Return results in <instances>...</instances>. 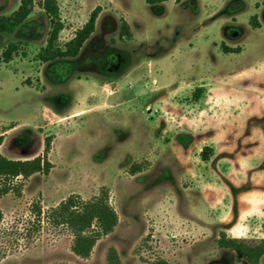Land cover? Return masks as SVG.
<instances>
[{
    "label": "rangeland",
    "instance_id": "rangeland-1",
    "mask_svg": "<svg viewBox=\"0 0 264 264\" xmlns=\"http://www.w3.org/2000/svg\"><path fill=\"white\" fill-rule=\"evenodd\" d=\"M42 1L14 32H0V57L17 46L0 61V154L34 158L50 136L54 166L0 198V264H109L111 248L122 264H248L219 247L225 232L213 222L217 203L244 190L240 158L249 186L264 174V0H57L60 48L102 8L79 55L58 62L39 56L56 23ZM19 5L0 0V13ZM123 20L131 39L120 38ZM115 50L128 54L117 77L100 69ZM103 188L118 223L84 259L69 228L45 214Z\"/></svg>",
    "mask_w": 264,
    "mask_h": 264
},
{
    "label": "trees",
    "instance_id": "trees-1",
    "mask_svg": "<svg viewBox=\"0 0 264 264\" xmlns=\"http://www.w3.org/2000/svg\"><path fill=\"white\" fill-rule=\"evenodd\" d=\"M168 0H150L149 3H162ZM35 0H20L19 7L9 15H0V32L12 33L20 27L34 11ZM40 6L46 14L56 20L51 37L43 54H39L44 61H65L79 55L86 41L96 30L97 19L102 10L97 6L91 11L86 23L76 31L74 37L69 40L64 48L56 46L59 33L63 29L61 12L57 0H43ZM250 23L255 28L259 27L257 16H252ZM132 30L126 20L122 21L120 38L131 39ZM226 53H240V48H228L223 46ZM17 46L14 43L2 52L0 61L9 63L12 61ZM128 60V54L121 50H115L100 59V69L111 76L122 74ZM0 136V145L2 144ZM51 150V137L45 140L43 153L30 159H11L0 154V198L14 193L21 195L22 183L19 179L27 180L31 176L42 173L49 174L53 168V163L49 159ZM210 148L205 147L202 151L204 160L209 159ZM34 211L42 216L40 204L34 206ZM46 219L55 225H63L69 228L73 234L72 252L78 257L87 259L91 256L96 242L105 235L111 233L117 223L118 214L110 203L109 192L103 188L101 193L91 200H83L79 194H71L62 200L57 206L52 207L46 214ZM3 220V212L0 206V224ZM220 248L228 249L243 258L248 264H260L264 256V239L257 243L248 242L239 238L228 237L225 233L220 235L218 240ZM109 264H122L116 249L111 248L108 253ZM151 264H170L165 259L157 260Z\"/></svg>",
    "mask_w": 264,
    "mask_h": 264
},
{
    "label": "crops",
    "instance_id": "crops-1",
    "mask_svg": "<svg viewBox=\"0 0 264 264\" xmlns=\"http://www.w3.org/2000/svg\"><path fill=\"white\" fill-rule=\"evenodd\" d=\"M0 15L4 14L0 13ZM250 106L251 102L247 108L248 112L252 113L255 109H251ZM217 138L220 139L218 135ZM228 139L229 137H226L221 140L227 141ZM227 143L225 149L228 150L229 144ZM205 147L212 149L209 146ZM238 176V179L242 181L240 187L243 188L245 186L246 188L244 187L242 193L230 197V201H227L229 204L226 203L222 206L220 202L217 203L215 210L216 220L213 223L220 225L221 231L225 232L228 237L250 241L262 240L264 239V174L255 177L252 186H249L245 183L240 158V172ZM228 188L230 187L228 186ZM247 198L251 199L247 200ZM262 259L260 263H262Z\"/></svg>",
    "mask_w": 264,
    "mask_h": 264
}]
</instances>
